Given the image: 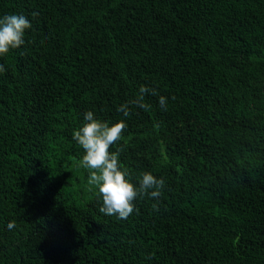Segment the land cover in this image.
<instances>
[{
  "label": "trees",
  "instance_id": "obj_1",
  "mask_svg": "<svg viewBox=\"0 0 264 264\" xmlns=\"http://www.w3.org/2000/svg\"><path fill=\"white\" fill-rule=\"evenodd\" d=\"M11 14L31 28L0 56V264H264V0H0ZM141 86L157 95L125 117ZM87 111L127 124L109 150L131 182L165 181L127 219L80 166Z\"/></svg>",
  "mask_w": 264,
  "mask_h": 264
},
{
  "label": "clouds",
  "instance_id": "obj_2",
  "mask_svg": "<svg viewBox=\"0 0 264 264\" xmlns=\"http://www.w3.org/2000/svg\"><path fill=\"white\" fill-rule=\"evenodd\" d=\"M30 28L31 23L24 15L11 14L0 17V56L21 47L25 43V31ZM5 71V67L0 65V73ZM146 93L157 95L155 89L141 86L135 99L121 105L118 111L127 117L130 115V106L147 110L149 105L144 102ZM159 105L166 111L167 98L160 96ZM126 128L127 124L123 120L110 126L109 123L94 118L92 111H87L82 126L73 132V140L84 151L80 166L90 170L88 184L97 189L98 199L102 200L99 211L118 219H127L134 211H138L135 206L138 198L147 196L158 199L165 186L163 178L157 179L150 172L140 174L138 185L128 179L129 172L120 166L119 151L109 150L111 145L121 139ZM152 207L156 211L159 210L157 204ZM14 227L15 222L8 224L10 230Z\"/></svg>",
  "mask_w": 264,
  "mask_h": 264
}]
</instances>
